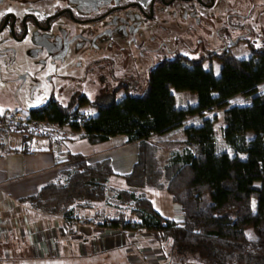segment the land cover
<instances>
[{
    "label": "trees",
    "instance_id": "obj_1",
    "mask_svg": "<svg viewBox=\"0 0 264 264\" xmlns=\"http://www.w3.org/2000/svg\"><path fill=\"white\" fill-rule=\"evenodd\" d=\"M245 43L249 58L236 57L234 46L210 56L221 64L218 77L204 69L206 58L176 55L149 70L147 88L139 96L123 85L94 101L82 95L63 104L51 97L30 110L32 119L64 125L85 106L94 108L88 122L72 123L84 132L81 138L101 144L125 136L128 143H137V160L124 176L126 184L166 190L183 216L182 221L167 219L145 195L120 190L115 201L133 207L130 213L97 214L92 221L102 218L101 227L155 234L160 245L169 247L163 254L169 264H264V93L259 92L264 84V40L259 46ZM120 91L125 93L121 98ZM180 92L196 94L197 103L178 107L175 94ZM239 95L251 97V103L230 106ZM215 109L224 110L220 134L232 153H219L218 117L204 116ZM195 116L202 120L187 125ZM177 129H183L184 148L162 162L159 143L150 138ZM66 156L69 170L20 202L72 224L82 220L78 211L108 200L107 184L115 173L110 159L91 162L78 154Z\"/></svg>",
    "mask_w": 264,
    "mask_h": 264
},
{
    "label": "rangeland",
    "instance_id": "obj_2",
    "mask_svg": "<svg viewBox=\"0 0 264 264\" xmlns=\"http://www.w3.org/2000/svg\"><path fill=\"white\" fill-rule=\"evenodd\" d=\"M213 1V6L205 7L195 0H0V26L8 15L17 18L14 29L17 37L13 36L10 26L0 33V115L14 112L27 115L31 109L47 104L51 97L63 104L82 95L94 101L123 85L133 96H139L147 88L149 70L176 55L192 60L206 58L204 69H212L220 76L221 64L217 59H210L212 54H221L234 46L232 52L236 57L249 58L245 41L259 46L264 40V0ZM64 10L72 11L76 18L64 13L45 29L47 19ZM27 16H34L45 27L40 28L29 18L25 23L26 37L21 40L25 32L23 19ZM259 92L264 93V84ZM124 95V91L117 94L119 98ZM175 95L178 107L197 103L194 93ZM250 103L251 97L242 95L230 100V106ZM82 111L95 113L90 106ZM223 113V109H215L204 114L218 117L215 127L219 153L230 152L220 134L224 127ZM201 120L198 116L191 117L187 125ZM175 146L166 149L158 146L162 162L172 152L184 148ZM220 162L221 154L217 156V163ZM108 195L110 198L104 206H109V210L123 209L129 214L133 209L131 206L120 208L115 194ZM18 209L16 223L22 228L27 214L24 208ZM20 242L22 247H17L20 250L10 246V251L2 254L5 263L110 264L107 260L112 257L114 264H133L129 256L140 253V258L145 257L132 242L105 254H101L105 251L101 248L100 256L80 257V260L43 257L39 248L26 246V240ZM8 252L10 256L6 257ZM154 262L145 258L142 264H157L159 260L155 256Z\"/></svg>",
    "mask_w": 264,
    "mask_h": 264
},
{
    "label": "crops",
    "instance_id": "obj_3",
    "mask_svg": "<svg viewBox=\"0 0 264 264\" xmlns=\"http://www.w3.org/2000/svg\"><path fill=\"white\" fill-rule=\"evenodd\" d=\"M182 130L177 129L163 136H153L150 141L159 142L168 148L173 147V145L183 147L185 136ZM137 151V143H128L125 136L111 137L101 144H91L80 136L69 143L59 154H56L48 141L39 140L31 154L0 158V264H9L2 259V254L5 251H10V246L15 247L17 251L20 250L19 248L22 247L20 240H26L28 247L39 248L43 257L60 258L65 256L75 260L100 256L108 251L117 250L120 245L127 247L132 242L134 243L132 246L135 245L145 257L140 258V253L137 251L135 254L139 253L138 255L129 256L131 263L142 264V261L145 262V258L154 262L155 256L159 260L157 264H169L163 255L169 247L168 245H160L155 234L148 232L127 233L121 229L101 227L100 218L92 221L94 215L97 214L100 217L102 215L114 216L117 212L123 211V209L116 208L113 211L109 210V206H104L107 201L96 203L89 210L78 211L79 218L82 220L72 224H69L62 216L44 214L20 202L21 199L36 194L42 186L56 181L63 172L68 171L66 155L71 153L82 155L91 162L102 159L111 160L115 175L110 178L107 184L108 199L110 193L115 194L114 199H116V191L120 190L138 195L142 194L152 201L155 209L163 217L182 221L183 216L179 206L173 203L166 190L136 189L130 188L126 184L124 176L132 171L137 160ZM170 155L167 156V159ZM63 179L66 178L63 177ZM19 207L24 208L27 214L22 228L16 223V218L20 214ZM120 208L126 207L120 206ZM3 217L6 218L4 221L2 220ZM149 235L153 236V239H150ZM73 246H76L74 250H72ZM101 248L105 250L102 253ZM13 253L14 249L11 255ZM9 256L8 252L6 257ZM107 262L115 263L112 257Z\"/></svg>",
    "mask_w": 264,
    "mask_h": 264
},
{
    "label": "built area",
    "instance_id": "obj_4",
    "mask_svg": "<svg viewBox=\"0 0 264 264\" xmlns=\"http://www.w3.org/2000/svg\"><path fill=\"white\" fill-rule=\"evenodd\" d=\"M93 114L91 111H81L71 116L64 125L46 119L35 120L30 114L21 112L0 115V158L31 154L39 140L48 141L59 154L69 143L82 136V131L75 130L72 123L82 126ZM158 146L168 148L161 144Z\"/></svg>",
    "mask_w": 264,
    "mask_h": 264
},
{
    "label": "water",
    "instance_id": "obj_5",
    "mask_svg": "<svg viewBox=\"0 0 264 264\" xmlns=\"http://www.w3.org/2000/svg\"><path fill=\"white\" fill-rule=\"evenodd\" d=\"M190 1H191V0H190ZM151 12H152V8H151ZM61 14H62V13H60L59 15H61ZM151 16H152V15H151ZM28 17L33 18V19L35 20L36 24L39 25L38 21L35 19L34 16H27V17H25V18L23 19V24H24L25 32H24V35H23V37L21 38V40H22L23 38H25V37H26V34H27V28H26L25 23H26V20H27ZM10 19L13 20L12 23L10 24V27H11V30H12V34H13L14 37H16L14 29H15V26H16V23H17V18H16L14 15H8V16L6 17V20L4 21V24L2 25V27H1V29H0V33L8 27V25H9V23H10ZM49 21H50V19H47V23H48V27H47V29L50 28V26H49Z\"/></svg>",
    "mask_w": 264,
    "mask_h": 264
},
{
    "label": "flooded vegetation",
    "instance_id": "obj_6",
    "mask_svg": "<svg viewBox=\"0 0 264 264\" xmlns=\"http://www.w3.org/2000/svg\"><path fill=\"white\" fill-rule=\"evenodd\" d=\"M187 1H190V0H187ZM192 1V0H191ZM195 1H199V2H201L205 7H211V6H213V3H214V1L213 0H195ZM166 4H169L168 2L166 3ZM62 14H64V13H68L69 15H71L72 16V18L74 17V19L76 18L74 15H73V13H72V11H70V10H64V11H62L61 12ZM60 13L59 12H57V14H55L54 16H52V17H50V18H48V19H50V21H49V26H50V23L52 22V20L54 19V18H57L58 16H60L59 15ZM61 14V15H62ZM152 15V14H151ZM150 15V16H151ZM31 18V17H30ZM103 18H105L104 16L103 17H101V18H97V19H94V20H92V21H98V20H101V19H103ZM33 19V18H32ZM34 20V19H33ZM77 20V19H76ZM12 19H10V23H9V25L8 26H10V24L12 23ZM35 21V20H34ZM78 22H81V21H79V20H77ZM87 22H90V21H87ZM84 23H86V21L84 22ZM48 24V23H47ZM16 25H17V23H16ZM39 26H40V28H44L45 26H43L42 24H40L39 23ZM16 27V26H15ZM47 27H48V25L46 26V28L45 29H47ZM23 28H24V26H23ZM25 30V29H24ZM16 37H17V34H16Z\"/></svg>",
    "mask_w": 264,
    "mask_h": 264
}]
</instances>
